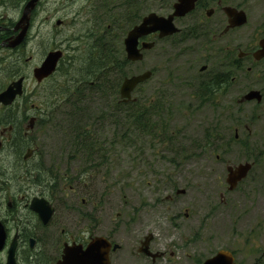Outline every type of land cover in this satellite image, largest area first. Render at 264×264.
<instances>
[{"label":"rangeland","instance_id":"374dc122","mask_svg":"<svg viewBox=\"0 0 264 264\" xmlns=\"http://www.w3.org/2000/svg\"><path fill=\"white\" fill-rule=\"evenodd\" d=\"M20 2L0 0L2 22L15 26L22 16L24 3ZM248 2L249 21L236 33L241 39L264 33V0ZM173 3L168 10L154 3L142 14L155 11L166 15ZM88 6V0H42L33 13L25 46L18 50L0 46V89L13 79L6 70L8 60L20 57L17 67L27 76L25 94L17 107L22 125L28 126L32 116L43 112L44 102L50 99L48 93L56 84L67 83L60 73L38 83L33 77L34 68L48 52L61 48L65 50L61 66L76 69L78 61L87 56L92 33L103 32L105 23H109L105 18L95 20ZM99 13V17L117 16L124 10L116 6L112 12ZM58 20L62 21L60 25ZM120 46L124 48V44ZM120 49L118 46L119 57ZM194 58L179 56L173 40H159L152 51L145 53L143 61L126 65L125 76L155 72L134 93L138 98L135 107L148 103L153 127L142 132L122 118L118 122L109 117L99 120L112 103L111 95L93 99L87 120L99 150L90 162L81 155L73 156L65 133L58 127H38L28 137L29 142L36 139L38 152L27 164L21 163L19 180L6 177V196L100 198L108 228L112 220L116 223L130 216L137 220L132 224L150 226L158 250L164 253L157 264H202L220 250L232 251L240 264H264V102L258 106L238 103L249 87L264 89V61L257 71H244L230 99L219 108L199 105L193 95L195 85L189 87L178 81L163 84L169 73L192 75L195 70L189 71V64ZM58 118L57 123L64 126V117ZM214 126L221 140L210 144L206 134ZM236 130L243 143L233 140ZM247 161L254 162L253 170L238 188L229 191L227 167ZM3 165L1 156L0 168ZM13 165L15 155L6 148V170ZM33 165L56 170L59 182L63 181L60 190L52 191L45 183L28 180L31 177L25 169L36 170ZM49 177L46 175V179ZM3 178L0 176V192ZM179 189L186 192L177 194ZM127 229L131 231V227Z\"/></svg>","mask_w":264,"mask_h":264},{"label":"flooded vegetation","instance_id":"af4514ba","mask_svg":"<svg viewBox=\"0 0 264 264\" xmlns=\"http://www.w3.org/2000/svg\"><path fill=\"white\" fill-rule=\"evenodd\" d=\"M88 1V11L95 13L93 18L99 20L92 0ZM248 3V0H242L240 3H235V0H197L194 10L185 16L175 18L174 22L180 29L178 33L163 39H159V33H153L140 39V47L144 41L158 43L159 40H173L179 56L195 55L189 64V71L195 70L192 75H189V72L169 73L163 84L170 85L178 81L185 82L189 87L195 85L196 93L193 95L199 105L224 107L233 93L236 81L242 79L244 71H257V67L264 61L256 60L254 57L264 33L261 35L254 33L251 38L236 37V33L249 21L246 11ZM231 7L246 12L248 19L246 24L231 26L232 17L227 11ZM172 12L173 8L166 16ZM2 21L0 17V46L6 44V39L10 36L17 34L14 26L11 27ZM127 34L123 38V44ZM57 49L61 48L54 50ZM63 52L65 56V50ZM133 63L136 62H131ZM154 73L152 71V77ZM124 79L120 83L119 91ZM253 89L249 87L248 91ZM135 91L132 93L131 101H124L121 94L120 101L125 103L137 101L138 98L134 97ZM259 91L264 94V89ZM263 102L264 99L262 102H241V99H238L239 104L255 103L258 106ZM20 106L21 103L18 107ZM0 107L3 113L0 131L3 146L0 157H3L4 163V178L0 192V223L5 234L4 242L0 244V264H66V260L68 264H85V257L82 254L70 257L68 252L71 249L87 250L97 237L106 238L111 245L108 258L107 247L99 249V254L93 259L95 264L160 263L164 253L158 250L155 237L148 230L150 226L147 224L144 228L141 224H132L131 222L137 220L130 216L129 219L116 223L112 220L108 228L106 208L100 198H48L36 194L31 196L25 194L22 197L6 196V138L10 139V132H6V105ZM70 190L74 192L75 188L72 187ZM36 197L46 199L48 205L41 203L36 210L33 207ZM171 198L170 196L169 199ZM128 227H131V231L127 229ZM90 258L89 256L88 264H92Z\"/></svg>","mask_w":264,"mask_h":264},{"label":"trees","instance_id":"16d2710c","mask_svg":"<svg viewBox=\"0 0 264 264\" xmlns=\"http://www.w3.org/2000/svg\"><path fill=\"white\" fill-rule=\"evenodd\" d=\"M19 1H21L20 5H22L28 0ZM173 1L92 0L97 15L103 11L112 12L116 6L124 10V13L117 16L113 15L115 13L110 16L101 14L100 21L105 18L109 19V23H105L103 32L92 33L90 36L92 42L89 44L87 56H83L78 61L80 63L79 67L76 69H65L61 66L63 60L61 61L56 73H60L67 83L56 84V87L49 91L50 99L44 102V107L41 109L43 112L36 116L35 127L32 131L26 133V126L20 123L17 112L18 104L6 107V128H13L11 139L6 138V148L15 155V165L11 166L9 171L6 170L7 178L10 176L12 180H19L22 170L21 163L27 164L30 160H33L34 155L38 152V147L34 145L36 139L33 142L28 141L29 134H32L33 131L35 133L38 127L44 128L50 125L58 127L65 133V137H67L66 144L71 147L73 156L81 155L89 161L99 150L97 147L98 142L92 136V130L89 126L91 124L87 120L89 119L87 109H91L90 103L95 98L106 99L108 95H111L112 103L108 105L106 113L101 115L99 120L109 117L118 122L122 118L127 125L136 126L142 132L148 131L151 126L153 127V123L151 124L152 113L147 102H142V104L135 107L137 101L128 103L120 101V83L127 77L125 76V66L131 64L126 58L124 48L122 49L120 45H123V38L127 31L141 21L143 9L147 10L156 3L161 5L163 10H168ZM116 33H119V36ZM118 46L121 48V57L118 55ZM20 61V57L16 60L6 61L8 63L6 70H8V75L13 77V79L23 75L22 71L17 67ZM113 76H116V79H113ZM118 79H120L119 82L117 81ZM60 116L64 117V126L57 123ZM2 125L3 113L0 111V127ZM33 138L34 135H31L30 139L33 140ZM206 138L210 144L219 142L221 137H219L218 128L214 126V128L208 130ZM233 140L243 143V140L240 137L236 139L235 135ZM30 148L34 150L33 157L25 161L24 155ZM37 164L39 165L40 163ZM37 166H32L36 170L30 167L25 169V173L31 177V179H28L29 177L27 179L35 184L45 183L50 186L52 191L54 189L60 190L59 184L63 183V181L59 182L56 170L49 168L46 171L42 168L39 169ZM0 174H2L0 176L4 174L3 167L0 169ZM46 175L50 177L46 179Z\"/></svg>","mask_w":264,"mask_h":264},{"label":"water","instance_id":"95a60500","mask_svg":"<svg viewBox=\"0 0 264 264\" xmlns=\"http://www.w3.org/2000/svg\"><path fill=\"white\" fill-rule=\"evenodd\" d=\"M41 0H28L25 4L20 20L16 23L14 30L17 32L16 35L10 36L6 39V44L4 45L8 48H17L21 46L28 37V33L31 27L32 14L37 8ZM197 0H177L174 3L173 12L168 15H160L156 12L149 13L146 15L142 22L132 28L125 40V50L127 54V59L132 62L141 61L144 59V50L152 49L156 42L154 41H144L142 47L139 46L140 39L146 37L153 33H159V38H165L166 36L178 33L180 29L176 26L174 20L176 17H182L191 12L196 7ZM229 15L232 17L231 26H242L247 23L246 12L242 10H237L236 8L227 9ZM62 21L59 20L57 24H61ZM64 52L61 49L52 50L48 52L43 62L34 68L33 77L38 83L52 76L59 66L60 60L63 58ZM256 60L264 59V38L260 41L259 49L254 53ZM152 76V71H145L143 73L127 77L123 84L121 85L120 93L121 97L125 100L132 99V93L138 85L147 81ZM25 81L26 77L21 76L13 80L5 89L0 90V104L6 105V107L12 106L18 98L22 97L25 92ZM264 99V94L259 90L248 91L241 99L242 102L245 101H257L262 102ZM36 119L32 117L30 119L29 125L26 127L27 132L31 131L35 127ZM12 131V127L6 128V131ZM10 136V135H9ZM236 137H239L238 132ZM10 138V137H9ZM2 149V142H0V151ZM33 155V150L29 149L25 155V159L30 158ZM253 168V163L243 162L237 165H229L227 167V178L226 182L228 184V189L230 191L237 188L238 184L246 179ZM185 193V190H178V194ZM41 203H47L44 198L36 197L33 207L38 210V206ZM5 234L2 229V224L0 223V244L4 242ZM110 242L104 237L95 238L90 247L87 250L71 249L68 254L70 257L77 254H82L85 257V264H88V258L91 257V263L95 264L93 259L99 254V249L103 246L107 247V258L109 257ZM117 248V245L115 246ZM66 264L68 261L66 260ZM104 264V263H103ZM203 264H239L235 261L233 253L229 250H220L218 253L211 258H208Z\"/></svg>","mask_w":264,"mask_h":264}]
</instances>
